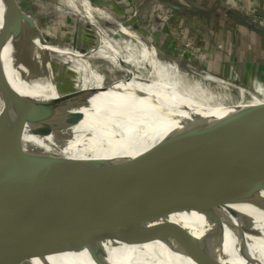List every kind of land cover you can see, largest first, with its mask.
I'll return each mask as SVG.
<instances>
[{
	"label": "water",
	"instance_id": "1",
	"mask_svg": "<svg viewBox=\"0 0 264 264\" xmlns=\"http://www.w3.org/2000/svg\"><path fill=\"white\" fill-rule=\"evenodd\" d=\"M3 1L28 21L13 0ZM5 22L8 33L3 29L2 35L10 37L11 25ZM6 44L0 39V52ZM8 87L3 79L2 94ZM135 97L90 129L95 146L109 153L106 157H73L83 141L68 128L44 131L27 143L14 138L23 131L0 137V151L29 158L0 203V264H50L81 253L108 262L121 244L140 248L154 242H166L191 264H205L183 248L195 221L220 212H245L264 220V116L233 123L217 120L176 92ZM59 102L73 109L61 96ZM31 108L42 120L48 116L36 102ZM162 135L143 153L130 149ZM100 137L109 142L99 147ZM121 147L125 149L119 151ZM162 150L181 165V178L166 170ZM134 160L143 169L142 178L129 192L123 212L105 215L112 205L94 194L101 172ZM6 166L0 157V187L9 177ZM154 197L166 204L165 210L150 213ZM262 226L264 231V222ZM120 253L130 260L143 252Z\"/></svg>",
	"mask_w": 264,
	"mask_h": 264
},
{
	"label": "rangeland",
	"instance_id": "2",
	"mask_svg": "<svg viewBox=\"0 0 264 264\" xmlns=\"http://www.w3.org/2000/svg\"><path fill=\"white\" fill-rule=\"evenodd\" d=\"M13 1L31 18H28L31 31L37 32L49 48L42 52L35 50L42 63L33 58L28 67L37 76L50 75L59 95L69 106H76L85 94L92 97L87 109L91 125L101 122L109 111L131 101L130 98L144 96L140 89L131 86L133 66L121 60L109 62L91 57L102 50L104 57L113 54L115 47L110 49V41L118 48L126 43L131 51L144 45L156 51L161 61L177 62L189 81L200 82L204 92L224 101L226 106L240 102L241 89L264 103V0H79L77 6H67L65 0ZM94 8L101 9L105 18L92 10ZM28 34L27 29L25 35ZM0 35V39L3 37L7 42L1 50L0 85L3 78L9 85V77L19 75V51L15 56L18 63H10L14 43L8 35ZM73 60L78 61V65ZM82 64L87 65L88 74L98 83V89L88 90L89 93L79 89L85 82L84 75L78 73ZM144 73L140 71L138 75L145 79ZM208 78H216L232 87L218 85ZM8 88L3 94L0 91V123L9 120L12 108V87ZM2 95L7 96L6 102ZM162 138L163 135L151 144L132 149L145 152Z\"/></svg>",
	"mask_w": 264,
	"mask_h": 264
},
{
	"label": "bare ground",
	"instance_id": "3",
	"mask_svg": "<svg viewBox=\"0 0 264 264\" xmlns=\"http://www.w3.org/2000/svg\"><path fill=\"white\" fill-rule=\"evenodd\" d=\"M65 2L67 6H77L79 0H65ZM92 10L99 12L101 15L104 14L101 9L98 10L97 8H94ZM104 16L105 15H103V17ZM28 18L31 19L30 17ZM29 19L26 21L9 8L3 0H0V33L5 29L4 24L6 23L5 21H7L11 25L9 29V34H11L10 40L14 43L13 52L11 53L12 56L11 58L9 57V62L13 64L18 63L15 58L17 51H19V57L17 58L20 59V63H18L20 66V71H18L19 75H16L17 77L13 79L9 77V86L12 87V108L8 114L9 120H6V122L5 120H2L0 123V137L6 136L13 131H23L24 133L21 134L16 133L14 138L22 137L23 142L25 141L27 143L39 137L44 131H49L51 129L52 131H61L68 128L75 131L74 133L77 134V140L83 141V147L79 151V154L72 155L73 157L83 159L106 157L109 153L103 154V151H99L102 149L99 144L105 145V142L109 141L100 137L99 141L101 142H98L100 149H98L95 143V133L90 131L92 125L90 124V119L87 115V109L92 104L93 98H89L88 95L86 96L85 94L82 96L83 98L76 103L77 105L74 106L73 109L67 108L59 102L60 95L57 91L56 85L53 84L50 75L37 76L35 71L28 67L33 58H35V62L37 60L42 63V59L36 54L35 50L38 52L41 50L40 52H42L45 49H49L46 44H43L44 42L42 43V38L38 33L36 32L35 34L31 31L28 26V23H31ZM14 24H17L19 27V32L15 29ZM120 28L123 29L121 26ZM27 29L29 37L25 35ZM116 29L118 28L116 27ZM4 31H6V34L8 33L7 28ZM110 42L111 43H108L110 49H114L115 47L113 54L108 53V57H104L101 54L103 52L102 50L100 53L92 54L91 57L107 59L109 62H117V60H121L125 65L133 66L134 71L130 73L133 76L131 82L132 85H130L134 89H140V93L144 96L151 94L156 95L157 93H165L169 91L176 92L192 99L211 113L212 117H215L220 121L241 123L255 119L259 116H264V103L250 92L241 89L240 102L226 106L223 103L224 101L204 92L200 82L192 83L189 81V79L181 73L179 66L176 64L177 62L169 61L167 63L161 61L159 55L156 54V51H152L149 47L147 48L144 45L141 47L138 45L140 48L139 50L134 48V51H131L126 43L118 48L112 44V41ZM124 46H126V48H124ZM141 50L143 53L140 52ZM25 53H28V55H25ZM1 54L2 52H0V57L3 56V54ZM82 57L84 56L82 55ZM76 62L74 64H77ZM5 64L6 63H4V65ZM86 66L83 65V68L78 70V73L83 74V78L85 79L83 84L79 83L82 84L79 89L81 91L87 90L88 92V90L92 91V89H98V83L95 81V77L88 74L89 70ZM37 67H39V65ZM140 71L143 73L145 72L146 80L138 75V72ZM208 79L210 82L213 81L218 85H224L227 88L232 87L216 78ZM25 89L26 93L24 92ZM22 94H24L23 99H21ZM24 99L28 103L24 101ZM35 102H39L41 105L43 104L42 107L44 106V108H42V110L48 115L44 120L39 118L36 113L33 112L31 107L34 106ZM88 143L91 144L87 146ZM124 149L125 147H121L119 151H123ZM130 149L135 153H143L132 148ZM164 152H162V160L166 170L172 173L174 177L181 178L184 175V170L181 165L172 155H165L169 152ZM0 157H5L7 161L6 171L9 175L8 179L0 187L1 203L23 173L29 158L21 155L9 154L3 151H0ZM142 171L143 169L137 165V160H134L127 165H110L101 172L96 182L94 194L95 198L98 200L104 201L105 203L110 204V206L112 205L104 212L105 215L117 216L123 212L126 206L127 196L142 178ZM165 208L166 204L155 197L152 199L150 213L159 212L165 210ZM263 222L264 220H262L260 216L245 212L215 213L211 216L200 218L195 221L194 224L192 223L193 225L186 232L187 238L183 248L189 251L194 258L205 264H264ZM117 248V252L111 255V261L108 262L95 261L87 253L73 254L59 262L68 261V264H191L186 256H182L176 251L171 252L170 245L166 242H154L140 248H131L121 244ZM133 249L143 253L138 254V256L133 259L125 260V255L121 254L120 251L130 253ZM59 262H50V264H56Z\"/></svg>",
	"mask_w": 264,
	"mask_h": 264
}]
</instances>
